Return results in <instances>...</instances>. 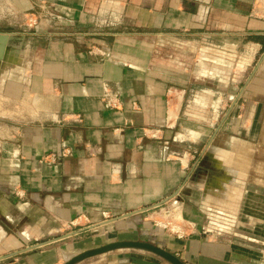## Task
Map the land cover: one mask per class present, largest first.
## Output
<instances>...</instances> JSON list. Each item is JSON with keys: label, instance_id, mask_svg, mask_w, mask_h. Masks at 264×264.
I'll use <instances>...</instances> for the list:
<instances>
[{"label": "crops", "instance_id": "crops-1", "mask_svg": "<svg viewBox=\"0 0 264 264\" xmlns=\"http://www.w3.org/2000/svg\"><path fill=\"white\" fill-rule=\"evenodd\" d=\"M124 241L264 264V0H0V264Z\"/></svg>", "mask_w": 264, "mask_h": 264}, {"label": "water", "instance_id": "water-1", "mask_svg": "<svg viewBox=\"0 0 264 264\" xmlns=\"http://www.w3.org/2000/svg\"><path fill=\"white\" fill-rule=\"evenodd\" d=\"M22 41H25L22 39ZM121 251H138L149 253L152 255L165 260L170 264H186L183 260L178 258L176 255L167 251L166 249L157 246L156 244L148 243V242H134V241H124V242H116L110 243L89 251L82 252L77 256L73 257L65 264H80L82 262L103 257L109 254H113Z\"/></svg>", "mask_w": 264, "mask_h": 264}, {"label": "rangeland", "instance_id": "rangeland-1", "mask_svg": "<svg viewBox=\"0 0 264 264\" xmlns=\"http://www.w3.org/2000/svg\"><path fill=\"white\" fill-rule=\"evenodd\" d=\"M33 16V15H32ZM29 17H31V16H29ZM29 17L27 18V20L25 21V27L28 29V30H30V28H35L36 26V28L35 29H33L32 31L33 32H36L37 30H40L39 28H40V26H39V24H40V20H39V18H38V16H34V18L35 19H37V21L36 22H34L33 21V24H31L32 23V21L31 20H29ZM28 24H31V25H28ZM24 27V28H25ZM42 28V33L44 34V36H42L43 38L45 37V38H50V34H49V32H50V30L49 29H47V28H44L43 26L41 27ZM63 35H64V33H63ZM62 35V37L63 38H67L66 36H63ZM208 56H212L213 57V54H208ZM204 57H206L205 55H204ZM214 58H216V59H218L219 57H217V55L216 56H214ZM179 91H181V90H179ZM226 108H228V107H226ZM155 228H157V229H161V230H163L167 235H169V236H173V237H176L177 238V236H178V234L177 233H172L171 232V230H165V229H163V228H161V227H155ZM183 231V230H182ZM206 231H208L207 229H206ZM209 231H213V230H209ZM183 232H185V233H187L188 234V232H191V230H185V231H183ZM211 233H207V235H210ZM211 236V235H210Z\"/></svg>", "mask_w": 264, "mask_h": 264}, {"label": "built area", "instance_id": "built-area-1", "mask_svg": "<svg viewBox=\"0 0 264 264\" xmlns=\"http://www.w3.org/2000/svg\"><path fill=\"white\" fill-rule=\"evenodd\" d=\"M29 20L32 21L31 24H33V21L36 22L37 19L34 18V16H31L29 17ZM31 24H28V25H31ZM51 158V157H50ZM48 158V159H50ZM52 162H55L56 161V157L52 158ZM157 225V227H161L165 230H171L172 233H177L178 236H177V239H186L187 238V233L183 232L185 230H190L188 227L186 228L185 225H183L182 223H173V225L176 227V228H172L170 226H162L161 224H159L158 222H155ZM183 230V231H182Z\"/></svg>", "mask_w": 264, "mask_h": 264}, {"label": "bare ground", "instance_id": "bare-ground-1", "mask_svg": "<svg viewBox=\"0 0 264 264\" xmlns=\"http://www.w3.org/2000/svg\"><path fill=\"white\" fill-rule=\"evenodd\" d=\"M179 217H180V211H178V209L175 208V212H173V215H169V213L166 214V220L159 221V224H161L162 226H170L172 228H176L173 225V223L176 222V221H178ZM168 218H175L177 220H172V219H168Z\"/></svg>", "mask_w": 264, "mask_h": 264}]
</instances>
